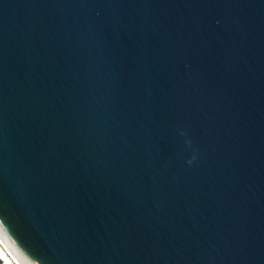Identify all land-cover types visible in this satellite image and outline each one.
<instances>
[{
  "label": "water",
  "instance_id": "1",
  "mask_svg": "<svg viewBox=\"0 0 264 264\" xmlns=\"http://www.w3.org/2000/svg\"><path fill=\"white\" fill-rule=\"evenodd\" d=\"M0 245L264 264V0H0Z\"/></svg>",
  "mask_w": 264,
  "mask_h": 264
},
{
  "label": "bare ground",
  "instance_id": "2",
  "mask_svg": "<svg viewBox=\"0 0 264 264\" xmlns=\"http://www.w3.org/2000/svg\"><path fill=\"white\" fill-rule=\"evenodd\" d=\"M0 246H1V245H0ZM4 247H5V246H4ZM1 248H2L4 251H5V249H7L6 247H5V249H4L3 246H1ZM4 253L7 254V255H9V257H10V259L12 260L13 264H19L15 259H13L14 257H13L11 254H9V252H8L7 250H6ZM0 258L2 259V263H0V264H5L4 261L7 262V260H5L1 254H0Z\"/></svg>",
  "mask_w": 264,
  "mask_h": 264
},
{
  "label": "trees",
  "instance_id": "3",
  "mask_svg": "<svg viewBox=\"0 0 264 264\" xmlns=\"http://www.w3.org/2000/svg\"><path fill=\"white\" fill-rule=\"evenodd\" d=\"M0 254L3 256V258H4L5 260H7V262L4 261L5 264H13L12 260H11L8 256H5L1 251H0Z\"/></svg>",
  "mask_w": 264,
  "mask_h": 264
},
{
  "label": "rangeland",
  "instance_id": "4",
  "mask_svg": "<svg viewBox=\"0 0 264 264\" xmlns=\"http://www.w3.org/2000/svg\"><path fill=\"white\" fill-rule=\"evenodd\" d=\"M4 249H5V247H3ZM0 251L5 255V256H8L9 257V255H7V254H5L4 252L6 251V249H5V251L1 248V246H0ZM10 258V257H9Z\"/></svg>",
  "mask_w": 264,
  "mask_h": 264
},
{
  "label": "clouds",
  "instance_id": "5",
  "mask_svg": "<svg viewBox=\"0 0 264 264\" xmlns=\"http://www.w3.org/2000/svg\"><path fill=\"white\" fill-rule=\"evenodd\" d=\"M0 263H2V259L0 258Z\"/></svg>",
  "mask_w": 264,
  "mask_h": 264
}]
</instances>
